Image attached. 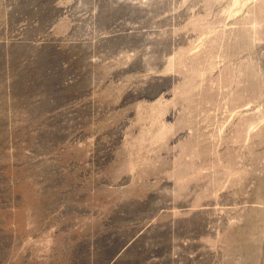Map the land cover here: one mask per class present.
<instances>
[{"label":"rangeland","instance_id":"rangeland-1","mask_svg":"<svg viewBox=\"0 0 264 264\" xmlns=\"http://www.w3.org/2000/svg\"><path fill=\"white\" fill-rule=\"evenodd\" d=\"M0 264H264V0H0Z\"/></svg>","mask_w":264,"mask_h":264}]
</instances>
